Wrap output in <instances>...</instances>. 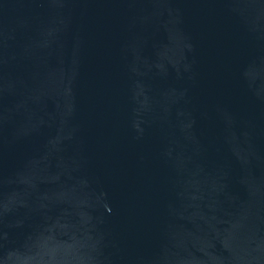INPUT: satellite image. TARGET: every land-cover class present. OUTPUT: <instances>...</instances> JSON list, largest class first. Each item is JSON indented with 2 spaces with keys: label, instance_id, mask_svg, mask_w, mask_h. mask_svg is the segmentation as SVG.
Here are the masks:
<instances>
[{
  "label": "water",
  "instance_id": "water-1",
  "mask_svg": "<svg viewBox=\"0 0 264 264\" xmlns=\"http://www.w3.org/2000/svg\"><path fill=\"white\" fill-rule=\"evenodd\" d=\"M0 264H264V0H0Z\"/></svg>",
  "mask_w": 264,
  "mask_h": 264
}]
</instances>
